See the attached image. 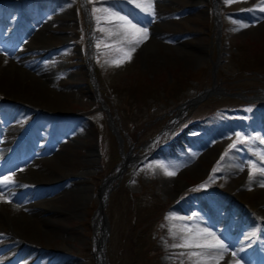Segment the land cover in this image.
<instances>
[{
    "label": "rangeland",
    "instance_id": "1",
    "mask_svg": "<svg viewBox=\"0 0 264 264\" xmlns=\"http://www.w3.org/2000/svg\"><path fill=\"white\" fill-rule=\"evenodd\" d=\"M87 1L139 21L149 29L147 39L138 46L121 41L115 19L100 21L112 35L99 31L94 14L80 13L79 0H0V178L15 181L0 189V264H97L99 246L104 264H193L188 253L201 249L174 246L187 235L179 231L184 225L208 228L229 245L223 259L202 264H264V174L249 180L250 164L264 169L257 155L264 154V103L244 108L222 92L264 98L257 88L264 89L263 77L258 83L242 71L254 66L250 54H264V5L152 0L153 19L130 0ZM34 46L52 52L31 51ZM116 47L135 51L120 63ZM212 62L221 91L176 107L211 85ZM94 63L114 104L113 124L127 139L123 154L135 158L120 165L112 164L105 105L88 80ZM238 132L247 142L230 148ZM74 173H80L76 198L49 200L41 187L52 181L63 187ZM98 211L103 227L94 224Z\"/></svg>",
    "mask_w": 264,
    "mask_h": 264
},
{
    "label": "snow or ice",
    "instance_id": "2",
    "mask_svg": "<svg viewBox=\"0 0 264 264\" xmlns=\"http://www.w3.org/2000/svg\"><path fill=\"white\" fill-rule=\"evenodd\" d=\"M130 2L134 3L135 7L140 9V11L145 13V15L152 16L153 19H155V11L152 4V0H143V2H137V0H130ZM232 2H236V0H225V3H232ZM260 5H264V0H259V4L257 5V7H260ZM260 10L264 11V7H260ZM91 12L92 14H94V18L97 22L98 30L108 31L109 35H112L113 33L111 32V30L100 27V21L102 19H115L119 21V23L115 25V27L120 31H118L115 34L119 35L121 41L126 42L128 45L138 46L148 37L147 28L142 26L139 21L133 23L131 19L127 18L126 16L119 15L118 13L113 12L108 8L101 9V8L93 7ZM96 13H101V15H95ZM239 27H247V25H240ZM235 30H239V28ZM117 43H120V41H117ZM99 46L100 44L98 42L97 47ZM115 51L123 54L117 58L119 59L120 63H122L125 59L131 58L130 53L132 51H135V47H131L127 51L123 47H116ZM117 66H119V64H117ZM236 137H237L236 141L233 142L230 148H234L236 143L247 142L239 132L236 133ZM252 139H256V138H252ZM261 142L264 143V141ZM224 155L226 156L227 152ZM257 155L259 156L260 159L264 160V154L257 153ZM223 158L224 156L221 157V159ZM213 171L214 172L218 171V168H214ZM257 172L264 174V169L256 168L254 164H250L249 166L250 181L254 178ZM166 174L174 175L175 173L166 172ZM11 184H15V181L11 176L0 178V189H3ZM204 186L205 185H201L200 187H204ZM0 198H3L2 191H0ZM194 216L195 214L186 217V219L192 220ZM172 219H179V218L172 217ZM179 231L185 232L187 233V235L180 237V242L174 246L184 247L189 249H193V248L201 249V251L199 252L190 251L188 253L190 258H196L193 261V264H202V261L206 259H215L217 257L223 259L224 253L228 251L229 245H227L223 240L217 238L215 233L210 232L207 229H190L187 227V225H184L179 229ZM252 235H255V233H252ZM231 255L233 257H236L238 253L232 252ZM236 264H239V262L237 261Z\"/></svg>",
    "mask_w": 264,
    "mask_h": 264
},
{
    "label": "bare ground",
    "instance_id": "3",
    "mask_svg": "<svg viewBox=\"0 0 264 264\" xmlns=\"http://www.w3.org/2000/svg\"><path fill=\"white\" fill-rule=\"evenodd\" d=\"M149 30V29H148ZM31 51H44L45 53L44 54H49V53H51L52 52V49L51 48H49V47H33V48H31ZM28 54H30V53H28ZM31 54H33V53H31ZM39 54V53H38ZM55 54V53H54ZM43 56H45V55H42V57ZM54 56V55H53ZM29 57V56H28ZM24 59H25V57H24ZM52 59V58H51ZM14 60V59H13ZM23 60V59H22ZM24 61V60H23ZM26 61V60H25ZM29 61H30V59H29ZM42 61V60H41ZM45 61V60H44ZM17 62V61H16ZM19 62V61H18ZM20 62H21V60H20ZM27 62H28V60H27ZM23 64V63H22ZM24 65V64H23ZM30 65V64H29ZM32 65V64H31ZM37 65V64H36ZM44 65V64H43ZM20 67V66H19ZM45 68V67H44ZM42 69H43V67H42ZM38 70V69H37ZM37 72V71H36ZM35 72V74H37ZM44 72V71H43ZM24 74H25V72H23ZM34 73V72H33ZM51 73V72H50ZM53 73V72H52ZM39 75V74H38ZM43 75V74H42ZM42 75H40V76H42ZM46 75H48V74H46ZM39 76V77H40ZM44 76V75H43ZM42 76V77H43ZM34 77V76H33ZM41 78V77H40ZM45 78V77H44ZM47 80V79H46ZM48 81V80H47ZM63 140V139H62ZM40 149V148H39ZM36 150H38V148H36ZM38 151H40V150H38ZM37 153V152H36ZM35 153V154H36ZM39 153V152H38ZM90 155V154H89ZM127 158H134V156H130V155H125L124 156V158H123V161L125 160V159H127ZM137 158V157H136ZM90 159V158H89ZM135 159V158H134ZM133 159V160H134ZM124 163H125V161H124ZM122 164V163H121ZM119 167V166H118ZM57 182L56 181H52V182H50V183H45V185H43V187H41V189H44L45 191H47V194H49L48 196H49V200H58L59 198H61L62 196H64V195H70V194H72L73 195V197L72 198H76L75 196H77L78 195V190H79V183H80V173H74V174H70L69 176H67V177H65V179H64V186L62 187V186H60V187H58V185L56 184ZM36 185V184H35ZM106 185V184H105ZM82 186V185H81ZM62 187V188H61ZM33 188H38V185H36V186H32V189ZM58 188V189H57ZM59 188H61V189H59ZM31 189V190H32ZM42 191V190H41ZM29 192V191H28ZM102 193L104 192V190H102L101 191ZM30 193V192H29ZM28 194V193H27ZM30 195H31V193H30ZM44 195V194H43ZM26 196V195H25ZM28 196V195H27ZM71 196V195H70ZM69 196V197H70ZM20 198V197H19ZM26 199V198H25ZM25 199H23V200H25ZM29 199H31V198H29ZM41 199V198H40ZM82 199V198H81ZM33 200V199H32ZM47 200V199H46ZM191 200V199H190ZM193 200V199H192ZM42 201H45V200H42ZM25 202V201H24ZM38 202V201H37ZM4 203V200H2V204ZM33 203H35V202H33ZM49 203V202H48ZM5 204H6V202H5ZM4 204V205H5ZM7 204H6V208H7ZM15 206V205H14ZM13 207V206H12ZM16 207V206H15ZM184 208H185V206H184ZM8 210L9 209H11V208H7ZM14 209H16V208H14ZM17 209H19V210H22V209H24L23 207H21V206H17ZM40 209H41V207H40ZM43 209V208H42ZM13 210V209H12ZM52 210V208H50V209H47V211H46V214L47 215H54L55 214V212H53V211H51ZM102 211V210H101ZM202 211V210H201ZM13 212V211H12ZM21 212H23V210L21 211ZM216 212V211H215ZM10 213H11V211H10ZM14 213V212H13ZM98 213V217H97V219H96V221H95V219H94V221H95V226H100V225H102V223H103V220H104V216L102 217V213L100 214V212L98 211L97 212ZM25 217H28V215L26 214V215H24ZM44 219H46V220H50L49 218H46V217H44ZM218 219V218H217ZM43 220V219H42ZM222 223V222H221ZM206 224V223H205ZM224 224V223H223ZM104 225H106V224H104ZM208 225V224H207ZM228 225V224H227ZM216 226V225H215ZM102 227H103V225H102ZM213 227V226H212ZM207 228V227H206ZM216 228V227H215ZM96 229V228H95ZM103 229V228H102ZM208 229V228H207ZM221 230V229H220ZM228 230V229H227ZM103 231H104V229H103ZM209 231V230H208ZM212 231V230H211ZM228 232V231H227ZM10 233V232H9ZM97 233V232H96ZM100 233V232H99ZM103 233V232H102ZM236 233V232H235ZM239 233V232H238ZM216 234V233H215ZM221 234V233H220ZM226 234H230V233H226ZM232 234V233H231ZM233 235V234H232ZM97 236H98V233H97ZM97 236H95L96 237V241H95V243H94V247L95 248H97V245L99 244L100 245V243H101V241H102V236H103V234H101L99 237H97ZM226 237V236H225ZM234 238V237H233ZM249 240V239H248ZM102 246L100 247L99 246V248H98V254H99V256H98V258H99V260H98V262H97V264H104V261H103V253H102ZM97 252V251H96ZM44 262V261H43ZM45 263V262H44ZM54 262L53 261H51V262H48V263H45V264H53ZM58 264H60L59 262H58ZM64 264H70L69 262H66V263H64Z\"/></svg>",
    "mask_w": 264,
    "mask_h": 264
},
{
    "label": "trees",
    "instance_id": "4",
    "mask_svg": "<svg viewBox=\"0 0 264 264\" xmlns=\"http://www.w3.org/2000/svg\"><path fill=\"white\" fill-rule=\"evenodd\" d=\"M257 54H260V53H257ZM263 61H264V59H263ZM251 62L249 61V64H250ZM262 64V60H261V57H257L256 59H255V61H254V66L253 67H248V68H245L246 70H242V71H247L248 72V74H249V76H257V77H259V78H262L263 76H258L260 73L261 74H263L264 73V62H263V64ZM238 70V69H237ZM96 73H97V71H96ZM97 78H98V75H97ZM100 90V94L103 96V99L108 103V105H110V107H111V105H113V103H112V101H111V98L108 96V92H106V90H105V88H104V86H102L101 87V89H99ZM230 100H235V101H237V102H240V103H242V104H245V105H250L252 102H244V100H242V99H238V98H233V97H230L229 98ZM162 112V111H161ZM160 112V113H161ZM159 113V114H160ZM157 115V114H156ZM143 121V120H142ZM143 124V122H141L140 123V125H139V127L137 128V129H139L140 128V126ZM132 135H134V133H132ZM110 136H111V138L112 139H114L113 138V136L110 134ZM117 158H118V153H117V150L115 149V151H114V160L116 161L117 160ZM119 192V190H114L113 191V193H111V199H114V197H115V194H117ZM129 200H130V198H129ZM129 240H131V238L129 237L128 238Z\"/></svg>",
    "mask_w": 264,
    "mask_h": 264
},
{
    "label": "water",
    "instance_id": "5",
    "mask_svg": "<svg viewBox=\"0 0 264 264\" xmlns=\"http://www.w3.org/2000/svg\"><path fill=\"white\" fill-rule=\"evenodd\" d=\"M213 71H214V65H212V72ZM209 91L210 90L209 89H206V88L203 89V90H201V91H199L198 93H196V95L194 97L187 98L185 101H183L182 103H180V106L183 105L185 102L197 101L198 99H200L201 97H203L205 93H207ZM109 125L113 129L112 123H111V119H109ZM119 144H120V142H119ZM101 206H102V203L99 201L98 207H101Z\"/></svg>",
    "mask_w": 264,
    "mask_h": 264
}]
</instances>
